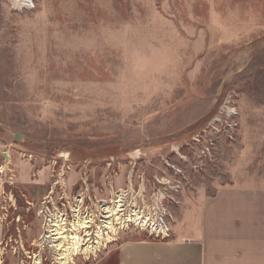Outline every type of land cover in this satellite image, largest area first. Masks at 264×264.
<instances>
[{"label": "rangeland", "instance_id": "374dc122", "mask_svg": "<svg viewBox=\"0 0 264 264\" xmlns=\"http://www.w3.org/2000/svg\"><path fill=\"white\" fill-rule=\"evenodd\" d=\"M2 166V264H53L49 213L80 195L99 214L130 179L123 219L157 228L133 216L76 264L214 198L264 212V0H0Z\"/></svg>", "mask_w": 264, "mask_h": 264}, {"label": "crops", "instance_id": "0c3cea01", "mask_svg": "<svg viewBox=\"0 0 264 264\" xmlns=\"http://www.w3.org/2000/svg\"><path fill=\"white\" fill-rule=\"evenodd\" d=\"M250 204L234 194L214 198L165 239L123 235L117 264H264V212Z\"/></svg>", "mask_w": 264, "mask_h": 264}, {"label": "bare ground", "instance_id": "6f19581e", "mask_svg": "<svg viewBox=\"0 0 264 264\" xmlns=\"http://www.w3.org/2000/svg\"><path fill=\"white\" fill-rule=\"evenodd\" d=\"M9 1L20 2L27 6L34 5V0ZM4 168V166L0 167V172H3ZM129 191H132L131 179L128 188H120L115 193L112 201L98 200L96 206L100 215L88 211L92 209L85 207L83 196L79 195L75 197V204H77L75 207L71 206L73 220L66 218L59 209H55L51 215L49 213V216L46 215L44 232L38 245L43 247V243L47 242L48 245L53 247L56 256L53 264H76L74 257L85 253L81 252L83 249L95 254L102 246H107L115 240L116 238L114 237L118 234L116 233L117 229L119 227L122 228V226H118L119 224L136 223L132 220L133 216L137 218V222L140 220L138 222L140 225H144L151 219L150 225L154 228L157 220L150 213H144V210L134 208V214L131 213L132 211H128L123 219V215L127 209L126 198ZM0 264H2L1 259ZM34 264H44L41 256H36Z\"/></svg>", "mask_w": 264, "mask_h": 264}, {"label": "built area", "instance_id": "2783aa9c", "mask_svg": "<svg viewBox=\"0 0 264 264\" xmlns=\"http://www.w3.org/2000/svg\"><path fill=\"white\" fill-rule=\"evenodd\" d=\"M75 204V202H74ZM87 208V207H86ZM70 210L67 211V210H64V211H61L66 218H69L70 220H73V213H72V207L69 208ZM154 230V232L151 234V235H154L156 238H162V239H165L167 237H169L171 235V231L168 227V225L164 222H162L161 224H159V229L158 231ZM84 234V232H83ZM85 247V245H84Z\"/></svg>", "mask_w": 264, "mask_h": 264}, {"label": "water", "instance_id": "95a60500", "mask_svg": "<svg viewBox=\"0 0 264 264\" xmlns=\"http://www.w3.org/2000/svg\"><path fill=\"white\" fill-rule=\"evenodd\" d=\"M15 137L18 138V139L22 138V136H20V135H15Z\"/></svg>", "mask_w": 264, "mask_h": 264}]
</instances>
